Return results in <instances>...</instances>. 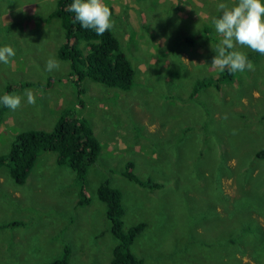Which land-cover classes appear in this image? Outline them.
Here are the masks:
<instances>
[{"label":"rangeland","instance_id":"1","mask_svg":"<svg viewBox=\"0 0 264 264\" xmlns=\"http://www.w3.org/2000/svg\"><path fill=\"white\" fill-rule=\"evenodd\" d=\"M56 1L0 0V47L16 52L0 63V96H36L16 110L0 104V154L21 131L51 129L64 109L88 121L101 153L83 205L74 172L54 152L41 151L23 184L0 167V264H43L65 245L69 264H109L102 181L122 191L125 226L147 224L130 247L144 264H264V158L256 157L264 148V55L237 46L254 70L226 78L211 65L221 39L212 24L217 4L235 0H104L134 84L120 90L86 78L79 104L69 64L57 55L64 30L50 18ZM50 57L58 70L46 69ZM201 80L209 83L195 90ZM127 161L162 186L126 179ZM12 221L20 224L3 226Z\"/></svg>","mask_w":264,"mask_h":264},{"label":"trees","instance_id":"2","mask_svg":"<svg viewBox=\"0 0 264 264\" xmlns=\"http://www.w3.org/2000/svg\"><path fill=\"white\" fill-rule=\"evenodd\" d=\"M72 2L73 0H57L54 10L50 12V18H57L64 30V41L59 45L57 55L69 64L70 75L77 88L78 104L81 103L79 95L85 90L83 81L86 78L120 90L130 89L134 84V68L121 49L115 33L111 30L103 36H97L93 30L83 29L74 20L75 13L68 11ZM225 73L222 78L231 75L228 70ZM215 79L220 80V77ZM206 83L209 82L198 81L194 89L205 86ZM27 85L10 84L7 89L10 91L16 86ZM3 95L5 93L0 97ZM5 109L2 105L1 110ZM70 111L64 109L49 130L27 129L19 132L11 141L8 150L0 154V167L7 166L12 180L23 184L41 151L54 152L57 164L66 165L74 172L79 182L78 204L83 205L90 200L85 192L87 173L89 167L98 160L101 145L88 121L71 115ZM256 157L264 158V148L256 152ZM133 166L132 161H127L121 170L126 179L150 189L162 186L150 178H140L133 172ZM96 195L105 204V218L114 240L109 264H144L143 258L137 256L130 247L147 224L138 222L125 226L123 194L117 186L102 181L97 187ZM19 224V221H12L3 226ZM69 251V246L65 245L64 252L59 257L43 264H69Z\"/></svg>","mask_w":264,"mask_h":264},{"label":"clouds","instance_id":"3","mask_svg":"<svg viewBox=\"0 0 264 264\" xmlns=\"http://www.w3.org/2000/svg\"><path fill=\"white\" fill-rule=\"evenodd\" d=\"M68 11L75 13L74 20L83 29H91L97 36H103L116 25L113 12L104 0H73ZM217 11L221 15L214 17L212 24L221 39L215 47L211 45L216 53L211 62L212 67L221 72L228 70L233 74L242 73L246 69L254 70V64L237 46L247 47L264 55V0H235L231 6L221 2L217 4ZM15 55L12 46L0 47V63L10 64ZM59 68L60 62L55 57L47 60L48 71ZM24 96L27 104H36V96L31 89H26ZM24 96L5 94L0 97V104L16 110L21 107Z\"/></svg>","mask_w":264,"mask_h":264}]
</instances>
